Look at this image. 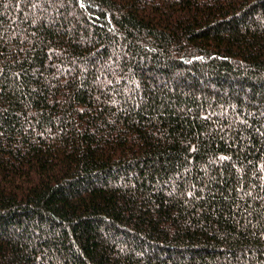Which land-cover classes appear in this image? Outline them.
<instances>
[{"label": "trees", "instance_id": "trees-1", "mask_svg": "<svg viewBox=\"0 0 264 264\" xmlns=\"http://www.w3.org/2000/svg\"><path fill=\"white\" fill-rule=\"evenodd\" d=\"M0 264H264V0H0Z\"/></svg>", "mask_w": 264, "mask_h": 264}]
</instances>
